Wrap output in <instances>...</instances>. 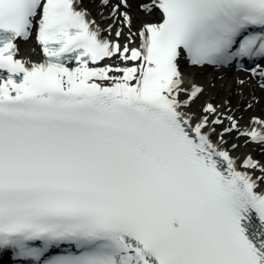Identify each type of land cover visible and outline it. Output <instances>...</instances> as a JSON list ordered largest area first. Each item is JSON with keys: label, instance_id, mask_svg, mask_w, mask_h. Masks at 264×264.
I'll list each match as a JSON object with an SVG mask.
<instances>
[{"label": "snow or ice", "instance_id": "1", "mask_svg": "<svg viewBox=\"0 0 264 264\" xmlns=\"http://www.w3.org/2000/svg\"><path fill=\"white\" fill-rule=\"evenodd\" d=\"M88 3L0 0V264H264V0Z\"/></svg>", "mask_w": 264, "mask_h": 264}, {"label": "bare ground", "instance_id": "2", "mask_svg": "<svg viewBox=\"0 0 264 264\" xmlns=\"http://www.w3.org/2000/svg\"><path fill=\"white\" fill-rule=\"evenodd\" d=\"M86 3H88V0H86ZM88 7L93 9V15L95 16V5L92 3H88ZM137 26L139 24V21H136ZM19 53L18 57L19 58H25L33 62H39L43 60L42 53L40 51V47L36 41L31 37L27 41L20 40L19 43ZM187 72H194L195 76L190 78L187 82H191L192 79H194L197 82L203 83L206 86L211 84L212 78L215 76L220 75L221 73H225V79L227 81H231L232 77L236 75V71H231V72H217V71H211V70H206V69H192V68H187L185 67L184 69ZM223 83L220 80H216V88H211V87H206V93L204 96L200 98V100L197 101V103H202L205 99L211 98L213 95H215L216 100L220 101L222 100L225 96L228 95V84L225 83L224 87L221 88L220 85ZM255 82H253L254 84ZM251 91V88H246L245 89V94L247 95ZM256 95L260 97V103L255 106V113H244V118L247 120L248 116L251 114L255 115H264V93H261L259 89H256ZM233 103H235V98H233ZM250 145V144H249ZM249 145L243 146L238 149L240 153L247 154L251 150ZM256 159L259 160H264L262 157H255Z\"/></svg>", "mask_w": 264, "mask_h": 264}, {"label": "rangeland", "instance_id": "3", "mask_svg": "<svg viewBox=\"0 0 264 264\" xmlns=\"http://www.w3.org/2000/svg\"><path fill=\"white\" fill-rule=\"evenodd\" d=\"M258 150H259V147H258ZM258 150L256 151V154H257V155H259V154L261 153V152H259ZM261 156L264 157V153H261Z\"/></svg>", "mask_w": 264, "mask_h": 264}]
</instances>
